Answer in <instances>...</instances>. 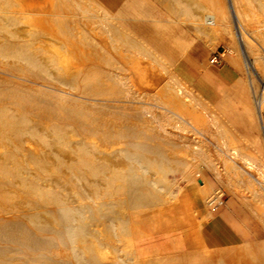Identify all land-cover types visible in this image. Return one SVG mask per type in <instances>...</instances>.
<instances>
[{"label": "bare ground", "instance_id": "6f19581e", "mask_svg": "<svg viewBox=\"0 0 264 264\" xmlns=\"http://www.w3.org/2000/svg\"><path fill=\"white\" fill-rule=\"evenodd\" d=\"M110 1L114 5L125 2L124 7L127 9H134L135 2L137 6L140 2ZM141 1L142 4L151 3L149 0ZM159 1H167L168 5L175 6L176 9L174 6L169 7L178 18V21L172 20L175 25L178 26L180 22L190 24L198 34L191 39L176 35L177 46L182 51L187 50L190 44L192 47V43L200 36L213 40L219 28L229 30L237 39L249 73L259 118L258 128L264 142V74L260 75L259 72L262 89H258L254 81V68L258 71L257 63L260 59L264 65V30L251 26L253 19L264 15V2ZM107 2L110 5L111 2L107 0L106 4ZM104 3L105 0H0V264H157L162 256H154L152 260L141 259L145 254L139 249L138 240L147 231L142 228L141 217L146 224H153L158 211L145 214L144 211L170 203L174 197L164 193L169 187L161 174L152 169L159 161L154 164L153 158L146 154L157 147L161 152V162L172 160L180 166L194 168L198 167L199 161L213 160L214 154L204 147L203 149L201 146L204 145L196 137L192 139L201 146L185 143V139L189 138L186 127L195 133L198 131L196 134H204L193 121L201 120L203 112H210L203 103L204 100L202 101L203 96L191 91L185 79L172 72L171 60L159 57L158 48L164 47V43L153 45L152 36L150 38L144 34L150 29L147 20H152L151 24L161 29L164 23L161 24L160 20L154 18L157 15L151 17V12L147 13L150 11L149 7L145 5L147 11L145 8H142L144 11L139 10L138 7L134 11L132 21L137 23L139 30L129 27L128 19L116 27L113 26V15H110L111 7L109 10L107 6H103ZM93 4L102 9L103 17L98 15L100 11ZM68 5L71 15L68 13ZM75 15L87 21L81 30L70 20V16ZM91 19L92 22H89ZM93 19L106 21V24L99 25ZM184 33L185 30L181 29L180 34ZM105 36L111 42L110 47H106L102 41ZM175 38L172 39L173 42ZM122 45L128 53L135 52L121 55H126L124 58H135L128 59V63L137 70L140 85L143 84L147 89H157L155 92L151 89L142 92L140 90L143 89L138 87L137 92L138 89L134 91L131 85L126 84L125 98L135 96L136 92L139 97L150 94L158 98L162 108L159 110L162 112L152 118L157 121L161 130L181 141L178 143L181 148L190 149L193 153L190 157L182 153V149L170 152L165 147V138L153 145L149 137H144L136 140L141 146L132 141L127 147L126 144L123 145V141L117 140L122 135L118 130L106 133L108 146L101 141L104 138L94 136L99 132L104 135L100 131L103 123L101 124L98 116L104 108L100 97L102 86L99 89L100 79L94 75L99 70L97 60L101 59V54H105L110 65L116 59L112 52L119 53ZM138 55L151 58L154 65L150 60L143 62ZM121 79L125 80V76ZM121 79L119 82L122 83ZM156 83L160 85L156 86ZM115 100L113 101L116 103ZM150 104L144 103L140 105L141 109L135 108L139 112L141 110L154 114L155 110L153 109V113ZM137 109L132 111L137 112ZM212 125L219 128L217 121H213ZM131 128H135V125ZM225 141L219 143L218 149L230 156L233 146ZM237 149L238 158L225 157L223 166L230 167L236 179L248 177V180L262 181L260 177L263 178L264 174L259 171L261 166L257 163L258 160ZM152 151L151 153L154 152ZM239 158L245 166L238 164ZM251 169L256 170L257 174L250 172ZM221 171L216 172L218 177L222 175ZM198 175L199 177L191 179L197 186V197L202 201L204 196L213 194L209 203H220L223 193L220 194L201 171ZM259 204L264 208L263 202L259 201ZM254 213L258 217L261 215L258 211ZM206 215L211 217L212 211ZM203 225L201 219L199 226ZM127 246L130 247L129 250L126 249ZM242 258L238 261L236 259L237 262L233 264H253L255 261V258H252V262ZM201 261L202 258L198 257L196 262Z\"/></svg>", "mask_w": 264, "mask_h": 264}, {"label": "rangeland", "instance_id": "374dc122", "mask_svg": "<svg viewBox=\"0 0 264 264\" xmlns=\"http://www.w3.org/2000/svg\"><path fill=\"white\" fill-rule=\"evenodd\" d=\"M106 1L107 0H105L103 6L104 7L107 6V8L111 7V10L109 8L110 15L114 16V17L112 16L114 22V24L113 23L112 24L113 26L116 27L121 26L122 22L128 19L127 21H130L128 26L134 30H139L137 23L132 20L136 10L139 9L144 11V9L142 8H145L146 6L149 7L148 10L150 11H148L147 13L151 12L149 13L151 17L157 15L154 18L160 20L161 24L164 23L162 26L163 28L162 29L158 28L156 25L151 24L152 20H147V23L150 24L149 27L150 29L144 32V34L149 37L152 36L153 40L152 39L151 40L153 45L164 43V47H159L162 51L158 48L159 57H162L166 61L171 60L170 69L172 70V72L177 77L179 76V78L185 79L186 85L187 87H189L191 91L197 93L198 95L200 94L201 96H203L202 97V101L204 100L203 103L208 107L210 112H212L211 115L210 112L208 113V111L205 113L203 112L201 118V120L203 121L201 120L196 121L193 119L194 123L204 134H201L200 132H199L200 134L199 133L196 134L198 131L195 133L192 130H190L191 128L186 127V129L189 130L187 131L188 132L187 135L189 136V138L185 139V143L187 144L194 143L195 145L201 146V144H197L198 142L194 141L192 137H196V139L200 140V142H202V144L204 145L201 147L202 148L204 147L205 150L207 151L210 150V152L214 154L212 161L210 162L209 161L205 162V160L199 161L198 167L196 168L190 166H180L175 162H172V160L171 162L170 160H168L169 162L168 161L161 162L159 160L161 158L160 156L161 152L155 146H154L155 148L153 147L154 149L152 148L154 152L150 150V153L146 154L147 156L153 158L152 162L154 164L155 161H159L155 164V166L152 167V169L157 174L159 175L161 174V178L163 177L162 179L166 181V184L168 185L169 189L167 188L166 185L167 189L165 190L166 192L164 191V193L165 194L167 193L168 196H173L174 199H171L170 203L144 211V214L150 211H158L156 220L153 224L147 222V225H145L146 222H144L143 218L141 217V223L143 224L141 225L142 228L146 230H148L149 228L148 239H147L148 249L161 248L162 252L145 254L141 259L146 258L148 260L149 259L152 260L154 256H158L160 258L162 256L161 261L157 264H191V263L192 264H205V263L233 264L237 262L239 258L241 259L243 256L244 258H242V260L249 262H252V260L255 258V261L252 262L253 264H257V263L259 264L262 261L264 262V247H263L264 208L261 207L259 204V201L264 203V187H263L264 176L263 178L260 177V180L262 181L248 180L249 179L248 177H247L248 179L243 177H237L238 179H236L233 174V170L230 167L223 166L224 164L222 163L225 157L229 158L230 156H228V154H225L224 152L218 149L219 143L222 144L226 140L225 142H227L229 146H233L234 148H239L243 153H247V154L249 153L256 160H258L257 163L261 166L259 171L262 172V175L264 174V142L262 139L261 130L260 128H258L259 118L252 94V89L249 82L250 81L249 73L245 68L246 66L243 59V52H241L240 47H238L237 39L235 40L231 32L229 33V30L219 28V31L215 33V38L213 40L210 39L209 37L207 38V36H200L199 38L196 39L195 42H193L194 44L192 43V47L190 46L191 45L190 44L187 47V50L182 51L180 47L177 46L178 44L176 43L177 41L175 38L176 35L177 37L182 36L184 37V39H191L193 37L195 38L198 34L195 31L194 27L190 26V24L185 25L184 23L177 22L178 23L177 26L173 23L174 22L172 21L173 19L178 21V18H176L175 14L169 10L170 9L169 7H172L174 5L172 4L168 5L167 1L163 3L159 0L156 1L149 0L152 4L148 3L147 5L145 3L142 4L141 3L142 1L140 0L138 6L135 5L136 2L133 5L134 9L133 8L127 9L126 7H124L125 2L124 3L120 2L114 5L115 3L113 4L112 1L108 0L109 2H111L109 5L108 2L106 4ZM261 1L264 2V0ZM112 4H113V8H112ZM92 6L94 8L96 7V10L100 11L98 15H100L101 17L104 16L102 9H99L100 7H98L95 4H93ZM68 7H69L68 10H70L69 5ZM173 8H175V6ZM68 10H66V12ZM145 11H147V9ZM68 13H70L71 15L72 13L71 10L68 11ZM116 13H118L119 15H117ZM167 15L169 16L167 17ZM112 19H110L111 22ZM70 20L72 21V24L78 26L80 30L87 22L85 18L83 19L79 15L70 16ZM94 21H97L99 25H102L103 23L102 26L106 24L105 23L106 21L102 22L99 19H93V22ZM253 21H255V23H252ZM89 22H92V19ZM164 25H166L167 28H165ZM216 25H214V27H218ZM232 26L233 25L231 24L230 29L233 28ZM251 26L254 28L261 27V30H264V15L253 19L251 21ZM191 27L193 28L191 29ZM111 29L114 28L112 27ZM181 29L185 30V33L183 35L180 34ZM160 35L162 36L160 37ZM123 36H125V34ZM174 38L175 40L173 42L172 39ZM102 41L106 47H110L111 42H109V39H107L106 36ZM121 53L126 55L127 54L131 55L132 53L135 54V52L128 53L126 47L122 45L119 53L112 52L113 56H115L117 61L115 59V61H113L112 63L110 62L109 63L110 65H108V59H106L107 56L105 54H101V59L99 58L97 60L99 70H97V72H95L94 75L98 78V80L100 79L99 80L100 82H102L100 83L98 81V87L102 86L101 87L102 89H100V87L99 89L101 93L100 97L102 98V102L104 103V108H103L104 112H102L103 109H101L98 116L101 124L102 123L104 124V126H102L103 125L102 124L100 128L101 129L100 131L103 132L104 135H102V133L99 132V134H95L94 136L97 137L100 136V138H104L101 139V141H103V143H105V145L108 146L109 144H108V139L106 138V133L112 130H118L119 132L122 133V135L118 137L117 140L123 141L124 142L123 145L126 144L127 147L130 146L129 144H132L134 141L138 139L140 140L144 139V137L145 138L149 137V141H151L152 144L154 143L153 145H156L155 143H157V141H159L161 138H165L164 140H166L165 142L167 144V145L165 144V147H167L170 152L173 153V152H177L178 149H182V151H184L182 153L189 155V157L193 155V153L190 151L188 147L186 148L184 147L185 148L184 149L183 147L181 148L180 144L178 145L179 142L181 143V141H179L178 138L176 139V137L168 135L159 128V126L157 125V121L153 119L154 115L157 114L159 115L162 112V111L160 112V110H162V108L160 107L161 103L157 101L159 99L155 98V96H152L150 94L144 95L143 97L137 96L138 94L137 92H139V88L143 89L140 90L142 92H145L146 90H149L151 88L147 89L146 86H144L143 84L140 85V82L137 79L138 78V73H136L137 70H135L134 65L132 66V64L130 65V63H128L130 59L133 60L135 58L134 57L124 58V56L126 55L122 56ZM218 53L221 55L222 61L217 64L211 63L210 59L215 54ZM137 57L143 62L147 60L148 61L150 60L149 62L152 61L151 58L146 59L143 58L141 55H138ZM102 58L104 61L102 60ZM261 60L262 59H260L259 63H257V67L259 66L258 71L257 69L254 68V75H255L254 81H256L255 83L258 89L259 88L262 89L260 75L261 73L264 74V65L262 64ZM151 64L154 65V63L152 62ZM121 65L123 68L121 67ZM124 67H126V69ZM123 69L124 71H122ZM107 70L109 72H107ZM212 70H216V72H218V75L215 72H213L214 73L212 75L213 77L212 76L210 77L209 73H211ZM110 71L112 74L110 73ZM112 71L117 72L118 74L117 73L114 74ZM204 74H207L209 78H212L211 79L212 81H208V82L204 81L203 79ZM122 76L123 77L125 76V80L123 81L121 79ZM163 76L165 77V75ZM116 77H118V79ZM120 79L122 83L119 82ZM124 81H126L127 83L125 82L124 84L123 83ZM210 82H213V84L210 85ZM126 84L131 85L132 90L134 91L138 89L136 90L137 92L135 96L125 98V94H126L125 91L127 89ZM157 85L159 86L160 84L156 83V86ZM156 86L154 85V87ZM152 89H151L152 92L157 91V89L155 88ZM111 97L113 100H115L116 98L115 100L116 103L118 102L120 105L117 103L116 106V103L113 100H111ZM103 99L105 101H103ZM107 100L110 102H108ZM118 100H120V102ZM105 102L107 103V105ZM112 102H114L115 104L114 103L112 104ZM144 103L145 104L151 103L150 105L151 107H153L151 108V110L153 113L155 110V113L150 114L149 112L146 113L141 110L139 112L138 109H141L140 105ZM108 104L109 106L113 105L114 107L111 106L113 109H111V107L109 108ZM135 107H137L138 109ZM247 107H249L251 111L249 108L247 109ZM105 108L111 109L112 111L111 110L109 111L108 109ZM133 109H137L138 113L135 110L132 111ZM263 115H264V111H263ZM246 117L248 118L246 119ZM174 121L175 120H172V122ZM213 121L218 122L219 128L212 125ZM150 122L152 123L150 124ZM132 125H135V128H131ZM177 133H182V132L177 131ZM164 134L168 135V137ZM173 143L177 144V146L179 147H177ZM139 145L140 144H138V146ZM151 151L153 153H151ZM219 151L223 154H221ZM237 162L239 165L245 166L241 158H239ZM158 163H161L162 166L157 165ZM167 163L170 168H168ZM215 169L219 171L222 170L220 172L222 175L218 177L217 173L219 171ZM189 171L191 175L188 174ZM197 171L198 173H200L201 171V174H204L207 177V179L213 183V187L217 191H219L220 194L224 193L222 198L223 203L221 205H215L209 203V199L213 194H210V196L209 194L204 196L202 201L197 197V191H196L197 186L195 182L192 181L193 178L199 177ZM250 172L253 173L255 172L257 174L256 170L254 169H251ZM114 177H118V175H114ZM233 177L235 178V180ZM232 182L234 184H229ZM175 198H177V200H175ZM210 211H212V216L208 217L206 214H209ZM256 211L260 212V214L263 216L261 215L260 217L256 216L255 215L256 213H254ZM218 216L222 217L224 224H229L231 229L226 227H222V228L226 229L227 231L233 234V240L219 241V242L211 241L210 244H207L200 235L201 227H199V222L202 219L205 226L213 223H217L223 226V223ZM130 226L133 225L130 224ZM208 238H210V236ZM177 242H181V245L178 246ZM129 248L130 247L127 246L126 249L129 250ZM203 253L204 255H202ZM198 257L199 259L202 258V261L204 259L205 260L203 262L202 261L196 262ZM256 259L258 262L256 261ZM131 264H137V263H131Z\"/></svg>", "mask_w": 264, "mask_h": 264}, {"label": "crops", "instance_id": "0c3cea01", "mask_svg": "<svg viewBox=\"0 0 264 264\" xmlns=\"http://www.w3.org/2000/svg\"><path fill=\"white\" fill-rule=\"evenodd\" d=\"M213 72H215L218 75V72H216V70H212L211 73H209L210 77L214 74ZM213 77V76H212ZM216 77V76H214ZM203 79L204 81L208 82V81H212V78H209L207 74L203 75ZM213 84V82H210V85ZM222 223L223 226H221L220 224L217 223H213V224H209L206 225L205 224L203 226H199L201 227L200 230V235L202 237V239L207 243L210 244L211 241L213 242H219V241H230L233 240V234L229 231H227L226 229L222 228V227H226V228H230L229 224H224V221L222 219V217L218 216ZM156 218V216H155ZM147 225V224H146ZM231 229V228H230ZM148 233H149V228L147 230V234L143 237H141L138 240V247L139 249L144 253V254H150V253H158V252H162L161 248H156V249H148V245H147V239H148ZM210 236V238L207 237ZM177 245H181V242H177Z\"/></svg>", "mask_w": 264, "mask_h": 264}, {"label": "built area", "instance_id": "2783aa9c", "mask_svg": "<svg viewBox=\"0 0 264 264\" xmlns=\"http://www.w3.org/2000/svg\"><path fill=\"white\" fill-rule=\"evenodd\" d=\"M222 61V58H221V55L218 53V54H215L211 59H210V62L213 63V64H217V63H220ZM238 149L237 148H231L230 150V156L232 159H237L239 154H238ZM223 195L224 193L222 194L221 196V202L217 205H221L223 203Z\"/></svg>", "mask_w": 264, "mask_h": 264}]
</instances>
